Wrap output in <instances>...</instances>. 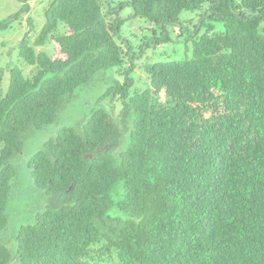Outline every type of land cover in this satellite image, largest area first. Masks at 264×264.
Returning a JSON list of instances; mask_svg holds the SVG:
<instances>
[{
  "label": "trees",
  "instance_id": "obj_1",
  "mask_svg": "<svg viewBox=\"0 0 264 264\" xmlns=\"http://www.w3.org/2000/svg\"><path fill=\"white\" fill-rule=\"evenodd\" d=\"M44 15L34 45L53 53L24 39L34 71L6 92L0 68V264H264V0H52ZM132 18L151 33L137 50L120 35ZM170 28L186 57L152 61ZM112 69L124 78L26 159ZM13 163L38 198L26 222Z\"/></svg>",
  "mask_w": 264,
  "mask_h": 264
},
{
  "label": "rangeland",
  "instance_id": "obj_2",
  "mask_svg": "<svg viewBox=\"0 0 264 264\" xmlns=\"http://www.w3.org/2000/svg\"><path fill=\"white\" fill-rule=\"evenodd\" d=\"M51 1L52 0H0V22L22 11L19 16L10 21L9 24H6L5 27H0V68L5 70L3 80L4 92H6L9 87L11 71L13 69H20L25 76H28L34 71V66L28 64L21 55L20 46L24 39L27 38L30 45L35 47L37 53L40 51H45L49 55L53 53L52 43H46V45L42 47L34 45V41L45 22V10ZM130 13L131 9L125 7L121 16L125 19ZM194 14L195 13L185 12L182 14V19L195 18ZM145 24L143 19L132 18L121 28L120 35L131 41L135 50H137L139 40L151 36V33L148 34L149 31L145 29ZM221 28L222 24L216 26L217 30ZM142 29L145 35L142 34ZM261 32L264 33V29H262ZM170 34L172 37L171 42L159 48L151 47L148 49L147 56L149 55L152 61L178 60L186 57V47L183 44L184 37L182 40L180 37H176L178 33L175 28H170ZM116 78L121 80L124 78V74H117L116 69L105 70L100 73L92 85L85 88L80 93H77L78 95L74 102L70 101L68 108L62 112L61 115L59 114L60 117L58 116V122L49 126L45 131H42V133H36L30 140L28 139L29 141L26 140L23 156L27 159L31 153H35L43 147L49 135L56 133L63 125L73 124V122L79 121L82 113L87 115L86 106L84 105H94L96 99L104 93L105 89L110 86L114 81L113 79ZM142 79L144 80L143 77ZM25 163L20 165L13 163V167L17 172L14 182L18 183V186H15L14 189L15 199L13 208L16 212H20L17 220L21 222H26L27 217L31 214L28 212L30 209L26 207L28 205V200L30 204H34L38 199L36 196L32 197V194H29L31 181ZM24 201L26 205H22ZM39 202L45 205L47 201L42 200Z\"/></svg>",
  "mask_w": 264,
  "mask_h": 264
}]
</instances>
